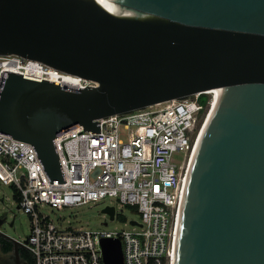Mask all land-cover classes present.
I'll use <instances>...</instances> for the list:
<instances>
[{"label": "water", "instance_id": "95a60500", "mask_svg": "<svg viewBox=\"0 0 264 264\" xmlns=\"http://www.w3.org/2000/svg\"><path fill=\"white\" fill-rule=\"evenodd\" d=\"M113 1L124 12L98 0H0V56L97 83L4 70L0 133L31 143L50 182H65L56 135L100 132L99 118L220 88L190 168L174 264H264V0ZM103 212L113 218L114 207ZM101 246L105 264H123L119 239Z\"/></svg>", "mask_w": 264, "mask_h": 264}, {"label": "built area", "instance_id": "2783aa9c", "mask_svg": "<svg viewBox=\"0 0 264 264\" xmlns=\"http://www.w3.org/2000/svg\"><path fill=\"white\" fill-rule=\"evenodd\" d=\"M0 59V84L10 61L20 71L27 61L14 54ZM42 78L51 80L47 73ZM96 85L79 78L74 87ZM219 89L99 118L100 132L77 125L56 135L65 182H50L31 143L0 133V181L19 194L18 208L31 224L23 239L1 229L0 236L26 247L34 264H105L103 238L120 240L123 264H174L191 159ZM106 197L136 209L140 220L122 229H83L56 224L41 210ZM113 207L109 219H123Z\"/></svg>", "mask_w": 264, "mask_h": 264}, {"label": "rangeland", "instance_id": "374dc122", "mask_svg": "<svg viewBox=\"0 0 264 264\" xmlns=\"http://www.w3.org/2000/svg\"><path fill=\"white\" fill-rule=\"evenodd\" d=\"M0 59V63H1ZM206 98L201 97L200 101L204 103ZM125 139V137H123ZM115 206L123 219L116 218L110 220L103 208L105 206ZM18 201L14 195L12 186L3 184L0 181V217H5V221L0 225L1 231L11 237L23 239L28 236L30 231L29 216L18 207ZM42 212L56 224L72 225L83 229H104L112 230L115 228H128L130 220H140V214L125 204H120L114 198L106 197L102 200L91 201L76 206H64L53 208L43 205ZM13 224L10 225V222ZM5 238V237H4ZM0 264H12V252L4 253L0 246Z\"/></svg>", "mask_w": 264, "mask_h": 264}, {"label": "bare ground", "instance_id": "6f19581e", "mask_svg": "<svg viewBox=\"0 0 264 264\" xmlns=\"http://www.w3.org/2000/svg\"><path fill=\"white\" fill-rule=\"evenodd\" d=\"M104 7H106L107 9H109L112 12H116V13H121L124 12V8L120 5H118L116 2H114L113 0H98ZM1 65V63H0ZM18 64L16 62L10 61L6 67L5 70L8 71H12V72H17L20 73L22 75H24V77H28V78H32V79H41L45 73H47L49 75V78L52 81L55 82H59L63 85H76L77 82L79 81V79L77 78V76H73L71 74H67V73H62L60 71L55 70L52 67L46 68V72H45V68L41 65L40 62L35 61V60H27L22 64V71L17 69ZM214 90H210L207 92H212ZM219 91V94L217 95V99L214 101L212 108L210 109V112L207 116V119L204 123V126L201 130V133L198 137L196 146H195V151L193 153L192 156V162H191V173H192V169L194 166V162L199 150V147L202 143V140L204 138V134L206 132V129L208 128V125L220 103V99L222 96V89L217 90ZM190 175V174H189Z\"/></svg>", "mask_w": 264, "mask_h": 264}, {"label": "flooded vegetation", "instance_id": "af4514ba", "mask_svg": "<svg viewBox=\"0 0 264 264\" xmlns=\"http://www.w3.org/2000/svg\"><path fill=\"white\" fill-rule=\"evenodd\" d=\"M4 252V251H3ZM10 252V251H7ZM4 252V253H7ZM12 252V264H34V259L31 253L24 246L18 247V256L15 254L14 246Z\"/></svg>", "mask_w": 264, "mask_h": 264}, {"label": "trees", "instance_id": "16d2710c", "mask_svg": "<svg viewBox=\"0 0 264 264\" xmlns=\"http://www.w3.org/2000/svg\"><path fill=\"white\" fill-rule=\"evenodd\" d=\"M202 97L207 98L208 95L203 94ZM13 190H14V195H15L17 201H19V194L15 191L14 188H13ZM0 246H1L2 251H4V252L11 251L13 249V243L10 240H8L2 236H0Z\"/></svg>", "mask_w": 264, "mask_h": 264}]
</instances>
